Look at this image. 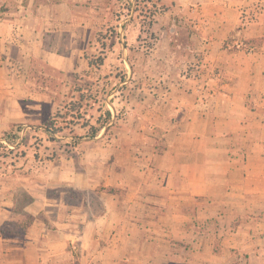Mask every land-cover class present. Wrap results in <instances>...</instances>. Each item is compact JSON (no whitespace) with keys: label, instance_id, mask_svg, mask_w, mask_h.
I'll list each match as a JSON object with an SVG mask.
<instances>
[{"label":"crops","instance_id":"1","mask_svg":"<svg viewBox=\"0 0 264 264\" xmlns=\"http://www.w3.org/2000/svg\"><path fill=\"white\" fill-rule=\"evenodd\" d=\"M96 1L0 0V136L35 89L92 67ZM186 1L197 29L155 46L153 85L77 154V219L48 221L30 187L35 218L0 234V264L62 262L71 243L77 264H264V0Z\"/></svg>","mask_w":264,"mask_h":264},{"label":"rangeland","instance_id":"2","mask_svg":"<svg viewBox=\"0 0 264 264\" xmlns=\"http://www.w3.org/2000/svg\"><path fill=\"white\" fill-rule=\"evenodd\" d=\"M95 5L104 11L106 22L99 27L96 46L87 53L92 67L83 77L76 74L35 89L27 120L0 136V234L5 237L24 232L31 224L25 210L33 200L30 187H44L50 198L48 221L77 219V154L87 147L85 139H91L86 125L95 124L110 109L108 128L97 135L110 136L126 117L127 102L138 101L137 89L153 85L142 73L154 69L155 46L166 37H191L197 19L203 17L180 14L196 5L186 0H97ZM133 70L141 76L133 77ZM78 105L82 111L77 117L65 114ZM49 225L59 228L53 222ZM55 264H77L75 243Z\"/></svg>","mask_w":264,"mask_h":264},{"label":"trees","instance_id":"3","mask_svg":"<svg viewBox=\"0 0 264 264\" xmlns=\"http://www.w3.org/2000/svg\"><path fill=\"white\" fill-rule=\"evenodd\" d=\"M249 42H251V40L250 39H247L246 41H244V44L245 43H249ZM255 42H256V40H255ZM90 64H91V66L93 65L92 61H90ZM75 102H77V101H75ZM77 111L78 112H81L82 111V105L74 106L72 108L67 109L65 111V114H69L72 117H77ZM104 115H105V117H103L102 114L99 115L97 117V120H96V123L95 124H88V125H86V126H88V130H87V134H86L87 137H90V138L95 137V136H97L100 133V131L104 127H107L108 128V125L107 124H108V122L112 118V112H111V110L110 109H106ZM51 132L52 133H57L58 130H56V129L54 130L53 129V130H51ZM28 216H29V218L31 220H33L35 218L34 215H32L31 213H28Z\"/></svg>","mask_w":264,"mask_h":264},{"label":"built area","instance_id":"4","mask_svg":"<svg viewBox=\"0 0 264 264\" xmlns=\"http://www.w3.org/2000/svg\"><path fill=\"white\" fill-rule=\"evenodd\" d=\"M255 17L256 13L253 11L244 13L241 16L240 26L246 29L254 21Z\"/></svg>","mask_w":264,"mask_h":264}]
</instances>
